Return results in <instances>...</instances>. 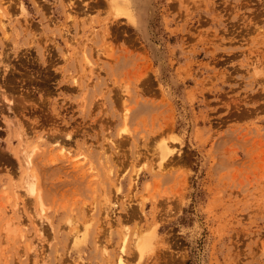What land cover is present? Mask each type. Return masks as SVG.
Wrapping results in <instances>:
<instances>
[{"label":"rangeland","instance_id":"rangeland-1","mask_svg":"<svg viewBox=\"0 0 264 264\" xmlns=\"http://www.w3.org/2000/svg\"><path fill=\"white\" fill-rule=\"evenodd\" d=\"M121 255L264 264V0H0V264Z\"/></svg>","mask_w":264,"mask_h":264},{"label":"bare ground","instance_id":"bare-ground-1","mask_svg":"<svg viewBox=\"0 0 264 264\" xmlns=\"http://www.w3.org/2000/svg\"><path fill=\"white\" fill-rule=\"evenodd\" d=\"M113 8L115 9V11L117 12V13H119V9L118 8H116V6H113ZM125 132H126V130H124ZM26 143V142H25ZM166 144V143H165ZM23 149V148H22ZM26 147L24 146V149H23V159H24V161H23V163L25 162L26 163V165H27V168L29 169V168H31L30 166H31V157H32V154L34 153V150H33V153L32 152H28V151H26ZM156 149H157V155H159L160 156V158H161V161L159 160V162L160 163H163L164 161H166V159L169 157V155L171 154V150L169 149V148H165V145H164V143L162 142L161 144L159 143V145H157L156 146ZM60 152L62 153L61 155H63V154H65L64 152H68L67 151V149L65 148V146L64 147H62L61 149H60ZM20 153V152H19ZM32 153V154H31ZM69 153V152H68ZM22 159V160H23ZM161 165H163V164H161ZM159 167H161V166H159ZM28 176V179H27V182H28V191L31 193V195L32 194H36L35 192H36V189H35V183H32V178L29 176V175H27ZM31 178V179H30ZM36 181V180H35ZM40 200V204H41V207H42V211L41 212H45V206H44V203H43V200L42 199H39ZM18 207V206H17ZM108 212H107V216L109 215V217L111 216L110 215V211L109 210H107ZM80 234V233H79ZM80 236V235H79ZM78 236V234H77V238H76V240H79V237ZM75 237H76V234H75ZM139 239V238H138ZM140 239H141V237H140ZM125 240V239H124ZM139 244V243H138ZM141 244V243H140ZM122 247V246H121ZM123 254V253H122ZM119 264H127L126 263V260L124 259V257H123V255H121L120 257H119Z\"/></svg>","mask_w":264,"mask_h":264}]
</instances>
